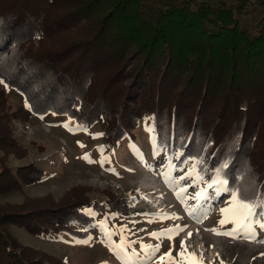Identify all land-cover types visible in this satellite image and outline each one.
<instances>
[{
    "label": "trees",
    "instance_id": "1",
    "mask_svg": "<svg viewBox=\"0 0 264 264\" xmlns=\"http://www.w3.org/2000/svg\"><path fill=\"white\" fill-rule=\"evenodd\" d=\"M0 80V194L43 174L9 163L25 149L12 118L52 112L103 125L109 149L146 121L176 167L190 163L211 183L227 160L219 178L250 199L264 195V0H0ZM2 84L27 107L12 109ZM85 191L1 203L0 264H69L20 243L12 223L84 237L92 211H128L121 195L99 203Z\"/></svg>",
    "mask_w": 264,
    "mask_h": 264
},
{
    "label": "rangeland",
    "instance_id": "2",
    "mask_svg": "<svg viewBox=\"0 0 264 264\" xmlns=\"http://www.w3.org/2000/svg\"><path fill=\"white\" fill-rule=\"evenodd\" d=\"M1 86L12 109L18 105L27 107L21 93L6 84ZM11 122L18 143L25 149L20 156L9 155V163L32 162L43 174L36 181L23 183L18 190L0 194V204L50 203L65 197L72 187L82 186L86 188L82 197L100 203L110 191L125 197L128 208L126 213L87 208L95 219L84 237L54 232L36 236L12 223L11 233L20 243L62 257L69 264H122L112 246L119 244L123 236L129 242L125 251L134 250L141 257L146 255L141 243L160 245L150 260L133 264H160L159 257L169 249L173 258L181 259L177 253L183 240L184 264H264V227H254L252 235L235 237L209 231L224 232L233 227L232 223H218L223 218L220 209L228 206L230 194L217 193L218 186L208 188L210 182L199 177L190 163L176 167L162 151L156 150L148 122H143L135 129L134 137L124 139L116 149H109L103 136L95 135L101 133L103 125L87 127L68 115L48 112L24 121L12 118ZM101 145L102 151L97 147ZM85 153L90 160L82 158ZM102 156L106 159L101 162ZM182 176L185 179L181 180ZM180 189L186 191L181 194ZM201 190L204 194L196 198ZM151 198L157 200L156 208L152 207ZM193 209L194 214H190ZM174 226L183 230L177 231ZM162 229H172L176 234L171 240L149 235L159 234ZM106 230L112 232L110 237Z\"/></svg>",
    "mask_w": 264,
    "mask_h": 264
},
{
    "label": "snow or ice",
    "instance_id": "3",
    "mask_svg": "<svg viewBox=\"0 0 264 264\" xmlns=\"http://www.w3.org/2000/svg\"><path fill=\"white\" fill-rule=\"evenodd\" d=\"M3 80H0V83H3ZM27 106V104H26ZM95 135H103L102 133H98ZM80 144V142H77ZM80 146H83L82 144ZM98 150L103 149V146H97ZM83 159L90 160L89 154L85 153L82 157ZM106 159L105 157H101V162ZM193 166V170H194ZM228 167V161H223L217 169H215V175L213 176V180L210 184L207 185L208 188L216 187V192L225 191L230 194V199L227 202L228 206L220 209V212L223 214V218L218 221L220 225H224L226 223H232L233 227L230 230L219 232L216 229H209V231L215 232L217 235H227L235 237L237 234H248L252 235L254 231V227L259 225L260 227H264V195L257 196L256 199H250L246 190L238 187H232L229 185L227 179H221L220 174L223 172L225 168ZM190 175V173L185 174ZM181 180L185 179V177H180ZM185 189H180V193L185 192ZM204 194V190L197 193L196 198H200ZM195 209H193L190 214H194ZM259 217V219H257ZM175 218V217H173ZM199 219V217H197ZM103 224V221H101ZM177 231H182L183 228L181 226H174ZM106 236H111L112 232H105ZM176 232H173L172 229H162L159 234L157 233H149L152 236H163L167 239L171 240L172 236L175 235ZM191 236V233H189ZM129 245V242L121 237V242L119 244L113 245L112 250H115V254L119 259H121L122 264H133L134 261H146L152 258V254L158 252L160 249V245H145L141 243V251L146 253L145 256H138L136 252L133 250L131 253L125 251L126 246ZM186 246L185 242L182 240L180 242V252L177 253V256L180 257V260H176L171 255V249L167 253H164L159 257L160 264H184ZM194 255V254H189ZM264 255V254H262ZM197 264V262H194Z\"/></svg>",
    "mask_w": 264,
    "mask_h": 264
},
{
    "label": "bare ground",
    "instance_id": "4",
    "mask_svg": "<svg viewBox=\"0 0 264 264\" xmlns=\"http://www.w3.org/2000/svg\"><path fill=\"white\" fill-rule=\"evenodd\" d=\"M140 185H141V184H140ZM143 186H144V185H143ZM146 186H148V185H146ZM146 197H148V195H146ZM150 200H153V201H152V204H151V205H153L152 207L156 208V206H157L156 201H157V200L154 199V198H153V199L151 198ZM154 212H155V211H154ZM155 213H157V211H156ZM160 213H161V212H160ZM160 213H159V214H160ZM157 214H158V213H157Z\"/></svg>",
    "mask_w": 264,
    "mask_h": 264
}]
</instances>
